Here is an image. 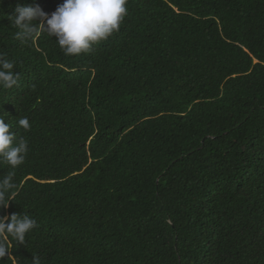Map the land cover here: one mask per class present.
I'll return each mask as SVG.
<instances>
[{
    "label": "trees",
    "instance_id": "1",
    "mask_svg": "<svg viewBox=\"0 0 264 264\" xmlns=\"http://www.w3.org/2000/svg\"><path fill=\"white\" fill-rule=\"evenodd\" d=\"M63 2L0 0V117L29 148L0 215L38 225L0 264H264V0H128L78 56L16 37L17 5Z\"/></svg>",
    "mask_w": 264,
    "mask_h": 264
},
{
    "label": "clouds",
    "instance_id": "2",
    "mask_svg": "<svg viewBox=\"0 0 264 264\" xmlns=\"http://www.w3.org/2000/svg\"><path fill=\"white\" fill-rule=\"evenodd\" d=\"M127 3L128 0H64L50 16L39 5H17L15 15L9 18L18 29L15 33L18 39L28 42L47 33L55 37L66 55L78 56L91 52L94 45L120 30L128 14ZM14 68V62L0 54V89L19 85L20 73H14ZM18 125L26 132L31 128L26 117L19 119ZM11 127L0 117V164L10 169L0 177V209H6L18 195L16 169L24 164L29 151L28 141L23 137L17 139L16 134L10 132ZM37 226V221L27 214L0 215V262L5 256L13 257L11 242H15V246L24 244L27 234ZM31 262L42 264L39 256H32Z\"/></svg>",
    "mask_w": 264,
    "mask_h": 264
}]
</instances>
